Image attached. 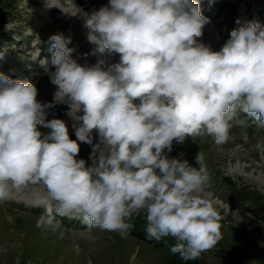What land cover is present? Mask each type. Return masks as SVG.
Segmentation results:
<instances>
[{
	"label": "clouds",
	"instance_id": "clouds-1",
	"mask_svg": "<svg viewBox=\"0 0 264 264\" xmlns=\"http://www.w3.org/2000/svg\"><path fill=\"white\" fill-rule=\"evenodd\" d=\"M82 18L95 63L70 58L71 37L48 40L54 101L69 105L75 140L65 121L46 120L53 104L33 83L0 73V201L26 192L43 209L37 228L55 232L59 216L122 238L144 212L149 240L174 237L170 252L197 260L221 239L211 177L202 152L198 168L168 154L186 137L226 144L238 112L264 127V24L237 20L214 50L198 0H109ZM255 148L264 156V142Z\"/></svg>",
	"mask_w": 264,
	"mask_h": 264
},
{
	"label": "rangeland",
	"instance_id": "rangeland-1",
	"mask_svg": "<svg viewBox=\"0 0 264 264\" xmlns=\"http://www.w3.org/2000/svg\"><path fill=\"white\" fill-rule=\"evenodd\" d=\"M53 3L63 10L50 7L48 0H0V73L33 83L38 89L37 99L53 104L46 110V120L65 121L69 135L75 137L68 111L59 118L55 109L58 103L54 101L56 87L50 81L54 67L48 40L55 34L71 37L69 47L74 51L70 58L81 64L95 63L100 54H92L95 46L87 41L82 14L107 6L109 0H53ZM198 3L209 19L201 39L214 50H219L231 31L240 26L237 20L241 24L245 21L264 24V0ZM104 55L111 63L119 62V54ZM232 125L226 144L217 146L210 137H186L182 143L174 141L168 154L198 168L195 158L202 152L211 177L208 191L213 194V204L221 215V239L195 260L197 264H264L257 256L264 254V156L255 148L257 142H264V127L243 112H238ZM37 129L42 133L50 131L42 125H37ZM90 153L91 146L81 143L78 158L90 165ZM30 201L32 197L26 192H14L8 200L0 201V264L184 263L178 254L170 252V247L157 248L135 236L122 238L116 232L99 228L88 230L78 219L58 216L62 226L55 232L37 228L43 209L34 207ZM136 216L128 222L133 223ZM164 238L176 240L171 236Z\"/></svg>",
	"mask_w": 264,
	"mask_h": 264
},
{
	"label": "trees",
	"instance_id": "trees-1",
	"mask_svg": "<svg viewBox=\"0 0 264 264\" xmlns=\"http://www.w3.org/2000/svg\"><path fill=\"white\" fill-rule=\"evenodd\" d=\"M145 219H146V215L143 216L142 214L134 217L133 223L130 222L131 224H133V228L129 235L135 236L141 241L154 245L157 248L170 247L171 245L177 243L176 240L172 241L169 238H163L159 241H156L155 239L149 240L146 235L147 221ZM244 252L249 253L248 251H244ZM257 256L262 260V263H264V254L258 253ZM183 264H197V263L195 262V260H191V261H184Z\"/></svg>",
	"mask_w": 264,
	"mask_h": 264
},
{
	"label": "water",
	"instance_id": "water-1",
	"mask_svg": "<svg viewBox=\"0 0 264 264\" xmlns=\"http://www.w3.org/2000/svg\"><path fill=\"white\" fill-rule=\"evenodd\" d=\"M56 112L59 116V118H62L65 116L66 111H69V105L65 103H58L55 105ZM70 138L74 140V135H70Z\"/></svg>",
	"mask_w": 264,
	"mask_h": 264
},
{
	"label": "bare ground",
	"instance_id": "bare-ground-1",
	"mask_svg": "<svg viewBox=\"0 0 264 264\" xmlns=\"http://www.w3.org/2000/svg\"><path fill=\"white\" fill-rule=\"evenodd\" d=\"M201 1V0H198V2ZM206 36L209 37L210 35L208 33H206ZM208 43V42H207ZM15 198V197H14ZM30 204L33 205V201H30Z\"/></svg>",
	"mask_w": 264,
	"mask_h": 264
}]
</instances>
